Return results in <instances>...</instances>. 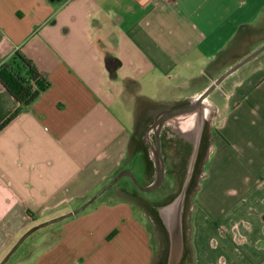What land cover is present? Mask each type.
<instances>
[{
	"label": "crops",
	"instance_id": "crops-1",
	"mask_svg": "<svg viewBox=\"0 0 264 264\" xmlns=\"http://www.w3.org/2000/svg\"><path fill=\"white\" fill-rule=\"evenodd\" d=\"M262 44L264 0H0V65L20 51L50 83L29 105L0 83V125L19 109L0 130V262L33 226L135 172L129 152L146 118L194 143L196 113L175 105L194 104ZM212 92L194 107L209 141L191 218L197 264L212 236L236 238L243 223L253 246L240 254L264 264V52ZM103 195L6 264H154L132 201Z\"/></svg>",
	"mask_w": 264,
	"mask_h": 264
},
{
	"label": "rangeland",
	"instance_id": "rangeland-1",
	"mask_svg": "<svg viewBox=\"0 0 264 264\" xmlns=\"http://www.w3.org/2000/svg\"><path fill=\"white\" fill-rule=\"evenodd\" d=\"M254 49L256 48H253V50H251L249 54L253 52ZM247 55L240 58V60ZM211 96L214 99L218 96L220 97L217 91L212 92ZM147 121L150 122L148 119ZM204 125H206V122L204 123ZM141 129L142 126L140 130ZM174 129H178V127H171V130L168 129L169 140L166 144V148L164 149L165 165L167 167V171L164 176L163 184L158 189H155L153 191L141 190L134 184L131 178H129L128 176H124L111 189L108 190V193L110 192L109 194L106 193L108 195L105 194L102 197L104 198L105 196V198L111 199L126 198L132 201L135 212L138 216L141 217L151 233V241L155 254L154 264H172L170 259L169 232L163 222V219L160 216L159 208L181 192L186 173L190 165V156L193 151L192 149L194 148V143L183 144L181 136L177 132H175ZM141 131L137 136L135 142H133L128 159H131V161L133 158L135 159L133 161L137 164V168L134 170V173L139 182L142 185H149L152 184V182L156 178V168L154 166L155 160L154 157L151 158L147 146L142 142ZM180 134L182 133L180 132ZM151 153L153 155V150L151 151ZM139 156L141 157L140 159L138 158ZM206 157L207 153H205L204 157L200 160L198 166L195 168L197 161L196 158L193 169V176L191 178L190 186L186 192L183 216L185 250L178 264H197V261L199 259L198 246H196L193 240V233L191 232V218L193 219V217L196 216L197 210L199 208L198 204L196 203V194L199 188L201 177L203 176ZM141 162L145 163L146 167ZM98 191L99 190H97V192ZM97 192H95L94 194H96ZM195 204L196 210H194ZM240 225L241 227L238 228L239 234H237L236 238L232 233V236L230 238H224V243H222L221 239H219L218 236H212L213 238L209 241L208 246L205 249L200 248V256L203 260V264H208V260L210 258L212 262L215 259L221 264H224V261L225 264L233 262L236 260L234 253L236 250L237 263L248 264L246 256L241 255L240 253L244 254V252L251 250L253 241L252 239L247 237V232L245 231L246 224L243 223ZM49 226H52V228H54L53 224ZM49 226L48 228H50ZM45 228L39 229L33 237L23 242L20 248L16 251L17 253H15V256H19L21 255V253L23 254V252L27 253V251L31 248V244L35 242V236H38L39 234L44 232ZM211 234L214 233L212 232ZM52 238H54V235L47 241L50 242ZM260 243L263 244L262 242Z\"/></svg>",
	"mask_w": 264,
	"mask_h": 264
},
{
	"label": "water",
	"instance_id": "water-1",
	"mask_svg": "<svg viewBox=\"0 0 264 264\" xmlns=\"http://www.w3.org/2000/svg\"><path fill=\"white\" fill-rule=\"evenodd\" d=\"M262 52H264V44H262L260 47L256 48L253 52H251L249 55H247L245 58L240 60L238 63H236L234 66L229 68L226 72H224L218 79L213 82V84L195 101L194 104H189L184 107H181L176 113L179 112H188L192 111V114L197 112V110L194 109V107L199 106L202 104V102L206 99V97L217 87L221 85V83L233 72L237 71L240 67L260 55ZM118 65L117 60H111L108 62L107 66L108 68L113 71ZM175 113V112H174ZM205 114L202 112V115L200 114V130H198V135L195 137L194 142V148L191 155V161L189 168L186 173L185 181L183 183V187L181 192L172 198L167 203L163 204L159 208V213L161 218L163 219V222L169 232L170 237V259L172 264H178L180 262V259L182 258L185 250V241H184V202H185V196L186 192L190 186L191 178L193 176V169L195 165V160L198 156L199 151V145L201 142V135L203 132L204 123H205ZM166 120H160L155 128L156 130V146L153 147V151L155 153V163H156V178L152 182V184L149 185H142L139 180L137 179L136 175L133 171L125 169L117 173L103 188H101L96 194H94L92 197H90L84 204L79 206L78 208L67 212L65 214H62L60 216L54 217L52 219H49L47 221L41 222L29 230H27L20 238L19 240L14 244V246L10 249V251L6 254V256L3 258V260L0 262V264H6L10 258L13 256V254L17 251V249L23 244V242L36 230L41 229L43 227L49 226L51 224H54L58 221L64 220L66 218H69L73 215L79 214L86 210L90 205L96 202L98 198H100L106 191H108L115 183H117L121 178L124 176H128L131 178V180L134 182L136 186H138L141 190L144 191H153L155 189H158L164 181L165 176V160L162 155V145H161V137L160 132L165 125Z\"/></svg>",
	"mask_w": 264,
	"mask_h": 264
},
{
	"label": "trees",
	"instance_id": "trees-1",
	"mask_svg": "<svg viewBox=\"0 0 264 264\" xmlns=\"http://www.w3.org/2000/svg\"><path fill=\"white\" fill-rule=\"evenodd\" d=\"M0 83L23 105L34 102L50 85L34 61L20 51H16L11 60L0 65ZM18 113L19 109L2 122L0 130ZM29 213L32 215L31 211Z\"/></svg>",
	"mask_w": 264,
	"mask_h": 264
},
{
	"label": "flooded vegetation",
	"instance_id": "flooded-vegetation-1",
	"mask_svg": "<svg viewBox=\"0 0 264 264\" xmlns=\"http://www.w3.org/2000/svg\"><path fill=\"white\" fill-rule=\"evenodd\" d=\"M184 106H186V105L177 106L178 108L175 107L173 111L176 113L177 111H180L179 109L181 107H184ZM195 113L196 114H194V116L190 117L191 120H193V122H200L199 121L200 111L198 110ZM160 120H161V116L155 117L152 122H148L147 119H145L143 121L142 129H141L142 130L141 131L142 142L144 145L147 146L149 154L151 155V158L154 157V160H155V153L153 151V155H152L151 151L153 150V147L156 146V130L157 129L155 128V126ZM162 130H163V128H162ZM162 130L160 132V137H161L162 147L164 149V147L166 148V144L168 143L169 137H168L167 131H162ZM202 138H201V142L199 145V151H198V156H197L195 168L198 166L200 160L204 157L205 153H207V150L209 148V141H208L207 137L203 136ZM163 153H164V150H163ZM165 170L167 171V167L165 168Z\"/></svg>",
	"mask_w": 264,
	"mask_h": 264
}]
</instances>
